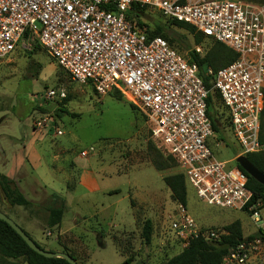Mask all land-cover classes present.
I'll return each instance as SVG.
<instances>
[{
    "label": "built area",
    "instance_id": "built-area-1",
    "mask_svg": "<svg viewBox=\"0 0 264 264\" xmlns=\"http://www.w3.org/2000/svg\"><path fill=\"white\" fill-rule=\"evenodd\" d=\"M133 5L192 27L236 53L230 65L209 68V89L199 68L161 37L128 18ZM43 49L72 80L100 96L120 92L144 115L152 138L178 163L180 173L210 206L244 211L258 225L230 249L224 264H247L264 247V200L254 199L248 177L234 161L210 149L215 135L208 99L217 92L240 145L237 157L264 151L259 143L264 109V5L242 0H0V62L17 51ZM194 50L204 55L201 46ZM49 96L66 99L64 89ZM83 157L87 154L82 153ZM170 229L183 249L192 240L219 242L223 229H206L178 206ZM254 235V234H253Z\"/></svg>",
    "mask_w": 264,
    "mask_h": 264
},
{
    "label": "rangeland",
    "instance_id": "rangeland-1",
    "mask_svg": "<svg viewBox=\"0 0 264 264\" xmlns=\"http://www.w3.org/2000/svg\"><path fill=\"white\" fill-rule=\"evenodd\" d=\"M142 21L151 32L165 19L147 9ZM173 47L186 56L177 42ZM201 47L208 49L206 43ZM61 89L66 99L49 96ZM215 111L220 132L210 139V149L217 160L235 162L241 148L219 100ZM150 144L167 155L152 138L144 115L123 95L114 91L100 96L74 82L43 49L17 51L0 62V173L12 163V187L30 202L28 207L12 206L0 186V212L44 250L58 252L62 246L85 264H126V259L163 264L181 253L170 229L179 218V204L163 181L179 169L158 172ZM32 151L42 158L37 170ZM187 191L185 209L206 229H223L239 220L245 238L262 224L244 211L208 205L189 184ZM54 192L66 199L68 209L60 227L49 229L50 209L59 205ZM147 219L153 223L149 246L141 236ZM14 262L27 264L24 258ZM247 264H264V247Z\"/></svg>",
    "mask_w": 264,
    "mask_h": 264
},
{
    "label": "trees",
    "instance_id": "trees-1",
    "mask_svg": "<svg viewBox=\"0 0 264 264\" xmlns=\"http://www.w3.org/2000/svg\"><path fill=\"white\" fill-rule=\"evenodd\" d=\"M248 1L256 3L261 2L264 4V0ZM146 10L147 8L133 5L131 11L128 13V18L133 22H136L138 26L145 28L150 38L161 37L165 39L171 48L181 54L173 47L177 42L180 45V48L186 52V56L183 54L181 55L187 58L191 63H194L198 66L199 76L203 79L207 88L210 89L212 87L210 78L206 76V71L209 68L218 71L219 69L230 65L237 59L236 53L227 48L225 45L210 39H206L204 35L197 34L195 30L189 25L178 23L164 17L163 18L165 19V22H157L155 24L154 31L149 32L147 25L142 21V16ZM178 30L182 31L183 33H180ZM205 43L208 49L202 56L194 50V47L201 46ZM115 93L119 97L122 95L118 91H115ZM217 100H219L223 106L220 95L217 92L212 93L207 101L208 115L212 121L213 130L215 133L220 132L219 122L215 111V104ZM132 107L136 109V107L133 105ZM224 110L226 113L225 108ZM136 111L138 110L136 109ZM227 121L229 126V119ZM259 143L260 145H264V109L261 117ZM148 151L149 155L151 156L152 164L158 172L164 173L173 167L178 168L177 161L172 156L168 155L167 152V155L162 154L152 144L149 145ZM247 157L251 163L264 174V151L257 154H249ZM238 167L241 168L239 165ZM247 177L248 188L254 193V199L264 200V186L260 185L250 176L247 175ZM163 181L171 191L172 200L186 208L188 201V191L185 176L179 171L177 174L164 176ZM13 185L14 182L11 179L5 175H1L0 186L11 205L28 207L30 202L17 188L12 187ZM52 198L54 201L59 202V205L50 209L48 221L49 229L59 227L62 224L66 213V200L56 193L52 194ZM224 230L227 232V235L223 236L219 242L210 243L202 239L192 240L189 246L183 249L181 253L170 258L163 264H224V260L227 257L230 249L238 245L244 239L242 224L239 220L225 226ZM260 235V233H255L249 238L251 240L259 237ZM141 236L147 246L152 243L153 223L150 219L144 221ZM114 240L117 241V238L115 237ZM37 245L41 247L38 243ZM42 249L44 250V248ZM63 252L70 255L78 264H82L78 261V257L74 256L68 250L64 249ZM120 253L124 255L123 251H120ZM21 258H24L27 264H70L64 259H50L37 254L28 247L22 238L6 222L0 220V264H18L14 261ZM125 263L131 264L129 259H126Z\"/></svg>",
    "mask_w": 264,
    "mask_h": 264
},
{
    "label": "water",
    "instance_id": "water-1",
    "mask_svg": "<svg viewBox=\"0 0 264 264\" xmlns=\"http://www.w3.org/2000/svg\"><path fill=\"white\" fill-rule=\"evenodd\" d=\"M237 165H239L242 170L258 182L260 185L264 186V174L258 170L249 160L247 156H240L235 159ZM0 220L6 222L28 245V247L36 252L37 254L46 257V258H60L66 260L70 264H78L70 255L64 252H50L43 250L41 247L37 245L35 241H33L25 231H23L15 222L9 219L5 214L0 212Z\"/></svg>",
    "mask_w": 264,
    "mask_h": 264
},
{
    "label": "crops",
    "instance_id": "crops-1",
    "mask_svg": "<svg viewBox=\"0 0 264 264\" xmlns=\"http://www.w3.org/2000/svg\"><path fill=\"white\" fill-rule=\"evenodd\" d=\"M29 147V146H28ZM31 156H33L34 158H36V164H35V169L37 170V169H39L41 166H42V158H41V156H39V155H37V154H34V152L32 151V154H31ZM8 161V160H7ZM8 164V166H5V173L3 174V173H0V174H2V175H5V176H7L9 179H11V180H13L12 179V177L10 176V172L11 171H13L12 170V167H13V164L12 163H7ZM6 165V164H5ZM14 168V167H13ZM54 193H56V192H54ZM57 194V193H56ZM59 195V194H58ZM62 196V195H61ZM64 198V197H63ZM66 200V199H65ZM67 209H68V203H67V201H66V211H67ZM105 209V208H104ZM104 211V210H103ZM84 220H86V218H83V221ZM28 224V223H27ZM75 225V224H74ZM29 228H30V231L32 230V232H33V229H32V223L30 224L29 223ZM60 227V226H59ZM56 228H58V227H55L54 229H56ZM64 251V248L61 246H59V250H58V252H63ZM79 262H80V260H78ZM82 264H85V263H82Z\"/></svg>",
    "mask_w": 264,
    "mask_h": 264
}]
</instances>
